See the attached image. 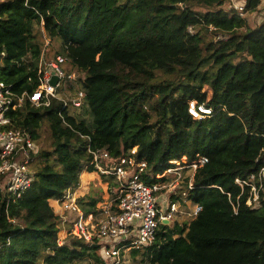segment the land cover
Returning <instances> with one entry per match:
<instances>
[{
  "label": "trees",
  "instance_id": "obj_1",
  "mask_svg": "<svg viewBox=\"0 0 264 264\" xmlns=\"http://www.w3.org/2000/svg\"><path fill=\"white\" fill-rule=\"evenodd\" d=\"M227 3L0 0V79L19 94L38 89L43 47L35 28L42 27L61 43L54 55L68 59L67 73L86 75L89 116L66 113V125L62 102L38 108L29 99L10 114L13 128L29 132L40 149L31 188L12 200L0 191V264L101 262L95 245L73 235L59 241L63 219L50 205L80 186L90 146L116 158L137 148L154 177L184 158L209 159L194 188L183 185L173 196L201 211L189 224L162 225L145 263L264 264V191L251 208L249 189L242 194L236 184L264 168V22L250 27ZM261 3L248 0L247 13ZM194 101L212 115L193 119ZM100 199L92 193L80 204L89 213Z\"/></svg>",
  "mask_w": 264,
  "mask_h": 264
},
{
  "label": "built area",
  "instance_id": "obj_2",
  "mask_svg": "<svg viewBox=\"0 0 264 264\" xmlns=\"http://www.w3.org/2000/svg\"><path fill=\"white\" fill-rule=\"evenodd\" d=\"M227 1L232 11L241 18L246 16L248 0ZM258 10L264 16V0ZM188 31L194 33L193 28ZM46 37L49 39L47 34ZM47 47L42 48L38 61L40 86L33 94H19L12 85L0 79V188L8 200L20 198L31 188L40 149L29 132L13 128L10 114L20 109L27 99L38 108L50 107L52 101L57 100L63 103L59 116L68 125L65 114L75 117L71 110L85 107L86 93L81 87L86 75L67 73L68 59L52 54ZM54 76L58 78L56 86L51 85ZM189 113L193 119L201 120L211 116L212 110L194 101L189 104ZM88 153L91 162L85 165L82 173L93 169L100 180L101 199L89 213V207L80 204L81 197L76 190L56 202L63 210V224L71 225L67 235L98 247L103 264H124L130 253L145 251L155 243L160 227L169 226L164 221L175 224L184 215L194 220L201 211L196 205L189 212L193 202L174 201L173 196L179 195L183 185L187 184L190 190L194 188V176L209 162L207 157L198 154L190 162L186 158L172 162L173 168L153 177L149 174L148 163L139 160L137 148L124 147L118 158L107 149L94 150L91 146ZM185 171H189L188 177L183 176ZM149 177L156 182L149 183ZM236 184L242 194L249 189L246 205L259 207L264 191V168L246 180L237 179ZM238 207L234 206L236 213Z\"/></svg>",
  "mask_w": 264,
  "mask_h": 264
},
{
  "label": "rangeland",
  "instance_id": "obj_3",
  "mask_svg": "<svg viewBox=\"0 0 264 264\" xmlns=\"http://www.w3.org/2000/svg\"><path fill=\"white\" fill-rule=\"evenodd\" d=\"M225 8L226 9L230 8L229 7V3H227V5L225 6ZM244 18L247 19L249 26L252 27V28L257 27V26L261 25L264 22V16L262 15V11H259V10L257 12H255V13H247ZM35 34H36V36L38 38V42L42 44L43 49L45 47H47V45L51 44L50 47H47V51L49 50L53 54V53L58 52V51L61 50V43L60 42H57V41L51 42L50 39H47L46 33L44 32V29H42V27H36L35 28ZM208 37L210 39H215V41H217V40H219L221 38V37H218L217 38L216 35H214V36L213 35H209ZM71 113L77 119H80V120H89V116H87V109H86V107H82V108H78V109H72L71 110ZM46 137L47 136L45 134L44 135V138H46ZM149 174H151V173L149 172ZM183 176L188 177L189 176V171H185V174ZM95 177L96 178H92V176H89V174H87V172H84L83 173V175L81 176V181L84 183V187H83L84 190L87 189L88 187H89V189H92L93 187H95V185H98L99 184L100 180H99L98 176L96 175ZM153 177H149L148 179H153ZM87 180H89L88 181V184H90V185L85 184V182H87ZM182 188H183V186H182ZM79 190H80V187L77 188L76 191H75V193H77V196L78 197L80 196ZM99 191H101V188L98 186V187H96V191L95 192H92V193L99 194ZM57 205L58 204L56 202V204H55L54 207H56V209L59 210V212L57 214L63 213L62 208L59 205L58 206ZM59 216L61 217V214ZM178 219L180 221L179 222L177 221V223H179L180 225H184L186 223L189 224L193 220L192 218H190L188 216H185V215H184V217H179ZM69 226H71V225H69V224H62V226H61V230L62 231L59 234V241L61 243L65 242V240L68 238V235L65 232V230L69 229ZM144 252L145 251L140 252V254L137 255L136 257H134L132 255L133 253H130L124 259L125 260V263L124 264H147V263L144 262V258H143V253ZM99 255H101V253ZM100 259H101V256H100ZM73 264H103V261L101 259V262H97L95 260H91L89 258H86V259H84L82 261H78V262H75Z\"/></svg>",
  "mask_w": 264,
  "mask_h": 264
},
{
  "label": "crops",
  "instance_id": "obj_4",
  "mask_svg": "<svg viewBox=\"0 0 264 264\" xmlns=\"http://www.w3.org/2000/svg\"><path fill=\"white\" fill-rule=\"evenodd\" d=\"M87 174H89V176H92V178H96L95 176V174H91V173H87ZM83 175V174H82ZM81 175V176H82ZM83 180V179H82ZM88 181L89 180H87V182H85V184H88ZM88 185H90V184H88ZM99 186V184L98 185H95V187H93L92 189H89V187L87 188V189H83V187H84V183L81 181V184H80V190H79V194H80V197L81 198H83V197H85V196H87V195H89V194H92V192H95L96 191V187H98ZM102 194V190L101 191H99V194ZM98 194V195H99ZM55 204H56V201H54V200H51L50 201V205L54 208V211H55V213H56V215H62L63 213H60V214H57L58 212H59V210H57L56 209V207H54L55 206ZM58 206V205H57ZM195 206H196V204H194V203H191L190 204V208H189V212H192V210H193V208H195ZM182 217H184V216H182ZM180 220L178 219V222H179ZM180 225V224H179ZM182 226V225H181ZM70 227V226H69ZM68 230H65V232H67ZM64 232V231H63Z\"/></svg>",
  "mask_w": 264,
  "mask_h": 264
},
{
  "label": "water",
  "instance_id": "obj_5",
  "mask_svg": "<svg viewBox=\"0 0 264 264\" xmlns=\"http://www.w3.org/2000/svg\"><path fill=\"white\" fill-rule=\"evenodd\" d=\"M57 83H58V78H57L56 76H54L53 79L51 80V85H52V86H56ZM0 191H2L1 188H0ZM163 223H164V224H167V225H169V226H173V223L170 222V221H164ZM97 248H98V247H97Z\"/></svg>",
  "mask_w": 264,
  "mask_h": 264
},
{
  "label": "clouds",
  "instance_id": "obj_6",
  "mask_svg": "<svg viewBox=\"0 0 264 264\" xmlns=\"http://www.w3.org/2000/svg\"><path fill=\"white\" fill-rule=\"evenodd\" d=\"M83 174V173H82Z\"/></svg>",
  "mask_w": 264,
  "mask_h": 264
}]
</instances>
